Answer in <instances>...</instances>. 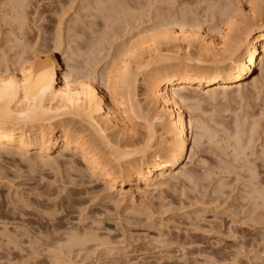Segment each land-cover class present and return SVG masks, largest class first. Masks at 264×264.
Masks as SVG:
<instances>
[{"label":"rangeland","instance_id":"obj_1","mask_svg":"<svg viewBox=\"0 0 264 264\" xmlns=\"http://www.w3.org/2000/svg\"><path fill=\"white\" fill-rule=\"evenodd\" d=\"M14 1H17V5ZM94 1L22 0V4L21 0H0V71L9 70L19 75L21 68L30 65L44 66L55 57L62 64L61 72L65 75L74 72L85 77L84 74L92 73L97 79L95 85L100 87L97 75L109 67L118 48L131 39L139 29L144 28L145 24L146 27L149 26L147 22L150 15H159L173 5L159 0H136V4L131 2L133 0H127L126 4L130 6L132 12L129 10L128 13L138 18L140 15L144 19V24L140 27L135 20H131L128 28H125L126 24L117 23L115 26L112 21L107 22L102 18H88ZM148 1L153 4H149ZM191 1L195 7L188 6V12L192 16L190 20L205 25L210 18L209 20L214 22L213 26L217 24L218 29L223 27L219 15L223 5L226 4L224 7H227L228 11L227 8L225 10L233 15L237 13V9L247 12L250 2V0H226L227 3L225 0ZM217 1L222 4L215 3ZM140 4L145 5L144 9L141 10ZM136 5L139 8H136ZM214 5H220L218 12L217 8L214 13L210 12L215 9ZM196 6L198 9L200 6V9L198 10ZM144 10L145 16L140 14V12L144 14ZM91 12L92 16L94 10ZM207 15L210 17L206 20ZM17 16L21 19L17 20ZM200 19L203 21L200 22ZM208 23L202 27L206 32L208 27L209 29L213 27L211 22ZM100 33L103 38L100 37ZM209 34L210 37H216L212 32ZM97 37L101 39V46L95 44L98 42ZM22 60L27 62L23 64ZM262 65L264 66V63ZM263 66L258 61L257 69L241 91H238V88L230 89L227 93L221 91L214 101L198 97L199 100L193 94L190 96L194 97L195 101L191 103L189 101L187 107L185 106V111L189 110L186 111L188 149L186 158L179 167L180 172L185 171L187 176L168 179L164 187L150 189L146 197L147 205L144 207L140 201L138 202L139 210H145V213L142 211L143 215H129L128 202L117 203L115 193H112L102 180L91 177L79 158L78 161L71 152L60 150L53 154L57 157L59 165L50 166L52 168L44 167L39 161L36 164L34 158H30V161L27 159L28 162L23 159V162L19 156L8 157L0 154V205H3L0 209L2 213L0 223H8V228L12 232L20 227V233H33L40 229V226L50 228L57 219H62L66 229L70 226L79 229L80 226L82 228L85 219L89 218L86 224L88 226L89 223V227L94 228L93 239H99L101 245L99 246L96 240L90 244L99 247L97 250L93 248L94 254L87 256L88 258L82 254L84 259L81 256L71 258L62 256L63 260L65 257L66 260L59 262L60 264H264V222L259 223L261 217L262 221L264 220ZM205 67L210 68V65ZM143 75L139 76L136 90L142 105L148 100L145 98L146 76ZM61 77L63 81V76ZM148 104L149 100L145 106H149L146 107V110L149 108L146 112L149 114L151 111L149 116L152 118L154 109ZM161 112L160 109L156 114ZM190 119L201 126L203 131L201 129V132L192 131L189 128ZM141 121L137 120L138 124L134 121L137 126L135 131L138 132L137 135L143 132L142 137L138 135L143 138L146 128L142 126H145L146 122ZM152 122L161 132L162 125L155 119ZM80 125L72 124L71 127L74 126L73 130L80 129ZM197 132L199 136L201 135L198 140L200 142L198 147H194L193 140ZM69 170L75 175L72 178L65 177ZM77 177L80 180H77ZM71 180L73 182L75 180L79 185L72 184V187ZM64 198L66 201L61 203ZM42 200L48 201L47 209L38 203ZM22 201H25L24 204ZM108 209L111 211H106ZM22 212L24 215L20 216ZM18 216L20 219H17ZM27 220L31 221V224H28ZM90 221L101 223L90 225ZM6 235L14 236L13 233L4 231L0 225V241L6 239ZM252 239L261 241L254 243L251 242ZM192 240L197 241V250L195 244L189 245ZM183 242L188 244L180 248L179 244ZM23 247L28 248V244ZM199 249L204 252H198ZM46 256H44L46 259L41 257L42 260L39 256V263L36 256H29L26 251H19V248L17 250L13 244H4L0 247V264H59L52 258L47 259Z\"/></svg>","mask_w":264,"mask_h":264},{"label":"bare ground","instance_id":"obj_2","mask_svg":"<svg viewBox=\"0 0 264 264\" xmlns=\"http://www.w3.org/2000/svg\"><path fill=\"white\" fill-rule=\"evenodd\" d=\"M124 1L95 0L92 6L90 5L92 9L90 8V14L87 17L112 21L113 25L126 24L125 28H128L131 20H135L141 27L144 19L139 14V18L131 16L128 13L130 6L126 4L127 0ZM160 1L173 5L168 7L169 9H164L159 15H150L147 22L149 26L146 27L145 24L142 29L137 27L138 32L127 42L125 41L121 48H118L113 58L112 55L110 56L113 59L112 63L103 73L97 75L100 87L95 85L97 79L92 73V76L90 73L84 74L85 77H81L78 73L74 74V72L65 75L61 72L62 64L55 57L44 66H22L19 75L1 69L0 154L8 157L19 156L25 162L34 158L35 163L39 161L44 167H50L59 165L57 157L53 156L55 152H60V150L71 152L77 160L79 158L81 163L85 164L86 172L91 177L102 180L107 188L115 193L114 195L118 198L117 203L128 202L129 215H141L145 211L139 210L138 202L140 201L141 206L147 205L146 197L150 189L156 190L164 187L168 179L186 177L185 171L180 172L179 170L188 149L186 111L189 110L185 111V106L187 107L189 101L190 103L195 101L193 96V98L190 97L192 94L195 98L197 96V98L214 101L221 91L227 93L233 88H238V91L243 90L248 79L257 69L258 61L263 66L264 0H250L247 12L237 9V13L233 15L227 13L228 8L224 7L226 0L222 9L219 8L222 3L215 2L220 5H214L215 9H211L210 12L214 13L216 8L218 12L220 9L222 29H218L217 24L214 25L216 27L213 26L209 15L205 18L206 20L209 18L208 21L213 26L210 29L207 26L209 33L212 32L216 37L208 36V29L207 32L203 30L202 27L209 24L208 21L204 20L206 23L202 25V23L190 20L191 14L188 12V6L195 7L191 0ZM131 2L136 4V0ZM175 3L178 5L176 6ZM135 7L139 8L137 5ZM143 7L145 5L140 4L141 10ZM207 8L209 9V6ZM93 10L95 14L91 16ZM197 11L196 13L199 14ZM130 13H132L131 10ZM141 13L145 16V10L144 14ZM17 18V20L21 19L18 16ZM202 21L200 19V22ZM105 29L108 30V28ZM98 37L96 38L98 42L95 44L101 46L102 42ZM26 62L22 60L21 63ZM207 65H210V68L205 67ZM142 74H144L143 77L146 76L145 98L149 100L148 105L154 109H152L154 111L152 118L151 115L149 116L151 111L149 114L146 112L149 109L146 110L149 106H145L148 100L145 99L147 103L142 105L136 92L138 79ZM61 76H63V81ZM160 109L162 114H156V111ZM150 119L152 121L155 119L162 125L161 132L156 129ZM137 120L146 122L145 126L141 124L142 128H146L143 138L139 137L144 135L143 132L140 134L139 131V136L136 134ZM72 124H81V128L73 130ZM189 128L192 131H203V128L201 129V126L195 124L192 119L189 120ZM200 136L198 132L194 136V147H198ZM73 176L75 175L71 170L65 173L66 178ZM65 177H63L64 180ZM80 178L77 177V180ZM72 184L79 185L75 180L74 182L71 180ZM75 191L76 189L73 192ZM255 191H257L256 186ZM18 200L20 201L19 198ZM64 200L65 198L61 200V203ZM47 202L42 200L38 203L47 209L49 207ZM2 206L0 205V209ZM15 209L17 211L16 207ZM13 211H15L14 208ZM23 215L22 212L20 216ZM1 216L2 213H0ZM17 219H20L19 216ZM87 219L89 218L85 219V223L79 229L78 227L75 229V226L66 229L62 219H57L58 221L56 220L50 227L52 230L48 226L47 228L40 226V229L33 233H20L19 226L16 231L12 232L8 228V223H0L4 231L14 234V236L6 235V239L0 241V247L4 244H13L17 250L19 248V251H26L29 256H36L37 261L38 257L41 258L43 255H47V259L52 258L58 263L65 262L67 256L71 258L83 254V257H89L93 253V248L97 250L99 247L91 246L97 239H93L95 230L89 227L88 222L87 226ZM263 222L261 217L259 223ZM27 223L31 224V221ZM95 223L100 224L101 221H90V225ZM84 224L86 225L83 227ZM192 241L189 245L198 244L196 240ZM260 241L251 240L254 243H260ZM27 244L28 248L25 249L23 245ZM187 244L188 242H183L179 246L183 248ZM197 247L198 245L195 250L198 249ZM198 252L204 251L199 249ZM44 256L42 258H45ZM62 256H66L64 260Z\"/></svg>","mask_w":264,"mask_h":264}]
</instances>
